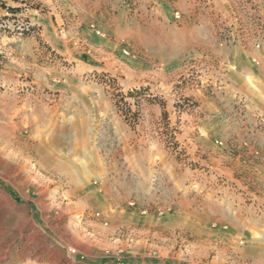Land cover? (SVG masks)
I'll return each mask as SVG.
<instances>
[{"label": "rangeland", "instance_id": "1", "mask_svg": "<svg viewBox=\"0 0 264 264\" xmlns=\"http://www.w3.org/2000/svg\"><path fill=\"white\" fill-rule=\"evenodd\" d=\"M9 1L21 5L0 16V264H264V114L232 102V135L211 140L225 176L214 174L208 153L177 149L162 120L159 137L190 159L184 195H103L87 163L101 141L93 132L111 114L137 125L148 87L129 96L123 73L90 64L74 21L61 15L63 30L47 43L24 14L36 0H0V13ZM262 16L232 15V45L264 47ZM20 21L32 31L17 34ZM114 54L135 65L126 44ZM186 74L173 87L213 94L217 85L202 82L197 67ZM177 95L176 113L195 106Z\"/></svg>", "mask_w": 264, "mask_h": 264}, {"label": "crops", "instance_id": "2", "mask_svg": "<svg viewBox=\"0 0 264 264\" xmlns=\"http://www.w3.org/2000/svg\"><path fill=\"white\" fill-rule=\"evenodd\" d=\"M3 4L0 16L21 5ZM174 9L180 20L174 19ZM24 14L33 15L37 35L47 43L63 30L65 15V20L75 22L76 33L86 36L90 64L104 61L106 70L123 73V90L148 87L140 99L137 125L111 114L110 122L93 132L101 141L91 147L87 163L103 195L149 200L157 192L168 196L179 190L184 195L190 159L176 158L159 137L156 127L162 120L177 149L186 155L195 150L208 153L214 174L225 176L228 169L218 165L224 157L219 152L212 156L216 151L211 140L232 135V102L243 99L250 113L264 114V47L232 45V15H263L264 21V0H36V8ZM224 29L229 40L219 45ZM122 44L135 53V65L113 59ZM191 65L201 73L202 82L217 85L212 95L186 84L173 87ZM178 93L195 106L176 113L172 100ZM153 98L163 99L165 105Z\"/></svg>", "mask_w": 264, "mask_h": 264}, {"label": "built area", "instance_id": "3", "mask_svg": "<svg viewBox=\"0 0 264 264\" xmlns=\"http://www.w3.org/2000/svg\"><path fill=\"white\" fill-rule=\"evenodd\" d=\"M172 15H173L175 20H180V18H181L180 17V15H181L180 12L178 10H176V9L173 10ZM2 27L6 28L7 26L3 25ZM15 31L19 35H22V34H25V33L28 34V33H30L32 31V24L29 21H20V22H18L15 25ZM225 38L226 37L221 39L222 42L225 41ZM256 45H257V47L259 46L258 44H256Z\"/></svg>", "mask_w": 264, "mask_h": 264}, {"label": "trees", "instance_id": "4", "mask_svg": "<svg viewBox=\"0 0 264 264\" xmlns=\"http://www.w3.org/2000/svg\"><path fill=\"white\" fill-rule=\"evenodd\" d=\"M131 92H133V91L131 90V91L128 93V95H129V96H131V95H132V93H131ZM132 116H134V115H132Z\"/></svg>", "mask_w": 264, "mask_h": 264}]
</instances>
